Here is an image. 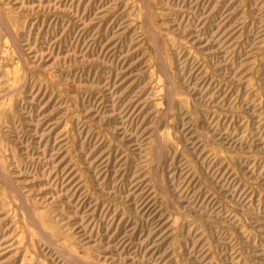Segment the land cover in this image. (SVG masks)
<instances>
[{"label": "rangeland", "instance_id": "obj_1", "mask_svg": "<svg viewBox=\"0 0 264 264\" xmlns=\"http://www.w3.org/2000/svg\"><path fill=\"white\" fill-rule=\"evenodd\" d=\"M0 264H264V0H0Z\"/></svg>", "mask_w": 264, "mask_h": 264}]
</instances>
